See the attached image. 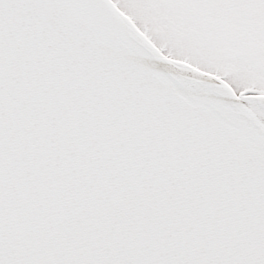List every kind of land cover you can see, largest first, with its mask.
<instances>
[{"label": "snow or ice", "instance_id": "1", "mask_svg": "<svg viewBox=\"0 0 264 264\" xmlns=\"http://www.w3.org/2000/svg\"><path fill=\"white\" fill-rule=\"evenodd\" d=\"M0 264H264V0H0Z\"/></svg>", "mask_w": 264, "mask_h": 264}]
</instances>
